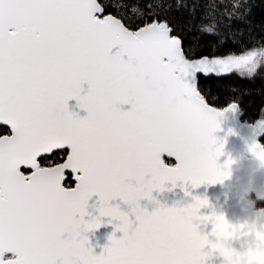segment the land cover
Returning a JSON list of instances; mask_svg holds the SVG:
<instances>
[{
  "label": "snow or ice",
  "instance_id": "1",
  "mask_svg": "<svg viewBox=\"0 0 264 264\" xmlns=\"http://www.w3.org/2000/svg\"><path fill=\"white\" fill-rule=\"evenodd\" d=\"M238 110L264 133V0H0V264H207L206 199L138 201L226 176L212 133ZM93 194L122 233L99 254L83 235L101 226L83 219Z\"/></svg>",
  "mask_w": 264,
  "mask_h": 264
},
{
  "label": "water",
  "instance_id": "2",
  "mask_svg": "<svg viewBox=\"0 0 264 264\" xmlns=\"http://www.w3.org/2000/svg\"><path fill=\"white\" fill-rule=\"evenodd\" d=\"M81 87V94H84L87 91V84ZM67 107L69 112L79 117L87 114L75 99L69 100ZM129 107L130 105L121 106L122 110ZM242 116V110L226 113L218 118L219 127L212 133L217 145L223 144L217 164L221 166L222 173H227L226 176L216 183H201L195 188L190 182L178 180L175 186L171 182H166L163 190L153 189L151 199L143 198L138 201L142 209L151 212L158 206L186 207L194 203L193 197L206 199L207 206L199 209L197 214L211 216L213 219L193 223L197 225V231L207 237L208 245L205 251L211 252L207 264H255L249 258L251 254L264 251V209L259 205L264 203V176L257 177L258 171L264 170V146L260 142L264 133L254 134L252 122L241 120ZM254 144L261 147L250 150ZM163 158L167 163L169 158L166 155ZM228 160L231 163L224 168L223 165ZM21 171L30 170L22 167ZM256 179L259 180L260 186L254 197L243 198L242 190L251 187L253 180ZM109 205L118 206L120 211L127 213L133 227L135 226V216L128 204L117 198L109 201ZM100 206L99 197L93 194L87 201L86 214L83 217L84 221H91L93 217H99L100 220L99 228L83 233L87 237V246L92 248L94 254H99L109 243L110 235L114 234L116 238L122 235L115 230L119 221L99 216ZM216 217H223L226 224L221 223ZM225 239L230 241V247L223 243ZM174 245L179 250H187L191 248L192 241L183 236L175 240ZM222 252L227 255H223Z\"/></svg>",
  "mask_w": 264,
  "mask_h": 264
},
{
  "label": "clouds",
  "instance_id": "3",
  "mask_svg": "<svg viewBox=\"0 0 264 264\" xmlns=\"http://www.w3.org/2000/svg\"><path fill=\"white\" fill-rule=\"evenodd\" d=\"M264 176V170H260L257 173V177ZM260 186V182L258 179L253 180L251 187L243 189L242 190V196L243 198H252L255 195V192L257 191V188ZM225 245H228L230 247V241L225 239L223 241ZM252 259L255 264H264V251H261L259 253L253 252L251 256L249 257Z\"/></svg>",
  "mask_w": 264,
  "mask_h": 264
},
{
  "label": "trees",
  "instance_id": "4",
  "mask_svg": "<svg viewBox=\"0 0 264 264\" xmlns=\"http://www.w3.org/2000/svg\"><path fill=\"white\" fill-rule=\"evenodd\" d=\"M232 83H234V84H236V85H238L239 87H242V88H247V87H259V85H260V80H259V79L257 80L256 85H249V84H247L245 81H242V80H233ZM242 111H243V110H242ZM242 119H243V120H246V121H248V122H253L254 117H253V116H250L248 112L243 111ZM260 141H261V143H262L263 146H264V135L261 137ZM261 206L264 208V203L261 204Z\"/></svg>",
  "mask_w": 264,
  "mask_h": 264
},
{
  "label": "flooded vegetation",
  "instance_id": "5",
  "mask_svg": "<svg viewBox=\"0 0 264 264\" xmlns=\"http://www.w3.org/2000/svg\"><path fill=\"white\" fill-rule=\"evenodd\" d=\"M24 172L27 174V171H24ZM68 179H69V173L66 172V179H65V181L63 183L67 184Z\"/></svg>",
  "mask_w": 264,
  "mask_h": 264
}]
</instances>
